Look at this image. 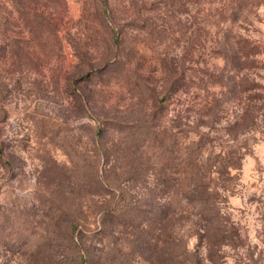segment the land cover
<instances>
[{
	"label": "rangeland",
	"instance_id": "374dc122",
	"mask_svg": "<svg viewBox=\"0 0 264 264\" xmlns=\"http://www.w3.org/2000/svg\"><path fill=\"white\" fill-rule=\"evenodd\" d=\"M231 5L0 0V264H264V0Z\"/></svg>",
	"mask_w": 264,
	"mask_h": 264
},
{
	"label": "trees",
	"instance_id": "16d2710c",
	"mask_svg": "<svg viewBox=\"0 0 264 264\" xmlns=\"http://www.w3.org/2000/svg\"><path fill=\"white\" fill-rule=\"evenodd\" d=\"M201 1L202 0H186V3L187 4L197 3V5H200ZM259 2L260 0H231V4H232L231 10L229 11L228 14H225V15H227L228 19L231 20L232 22H236L239 19L243 20L245 18L244 14L248 12V10H250L252 7L254 6L257 7L259 5ZM102 6L106 8V2H103ZM244 49H245V52H244L243 58L246 63L250 64L253 62V57L257 53L256 46L252 44L250 41H246ZM233 54L235 55V58L238 59V57H236L237 52H233ZM203 178H204V175L201 174L200 179H203Z\"/></svg>",
	"mask_w": 264,
	"mask_h": 264
}]
</instances>
